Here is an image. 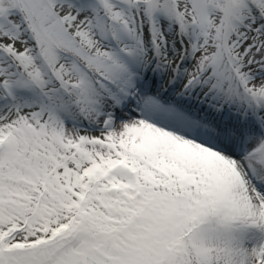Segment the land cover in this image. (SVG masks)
I'll list each match as a JSON object with an SVG mask.
<instances>
[{"label":"snow or ice","instance_id":"1","mask_svg":"<svg viewBox=\"0 0 264 264\" xmlns=\"http://www.w3.org/2000/svg\"><path fill=\"white\" fill-rule=\"evenodd\" d=\"M0 264H264V0H0Z\"/></svg>","mask_w":264,"mask_h":264}]
</instances>
